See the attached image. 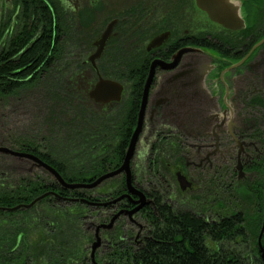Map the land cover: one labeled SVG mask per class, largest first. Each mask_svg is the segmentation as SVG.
Wrapping results in <instances>:
<instances>
[{
  "label": "flooded vegetation",
  "instance_id": "af4514ba",
  "mask_svg": "<svg viewBox=\"0 0 264 264\" xmlns=\"http://www.w3.org/2000/svg\"><path fill=\"white\" fill-rule=\"evenodd\" d=\"M15 1L0 0V5L13 6ZM47 1L61 8L66 23L73 17L77 20L78 30L57 33L62 41L78 35L83 43L81 48L70 44L65 48L69 53L82 51L79 60L63 63L73 68L67 75L69 90L91 106L99 119L111 114V143H106L101 128L98 140L100 149H110L114 158L128 142L124 161L155 63L131 160L133 184L152 202L134 214L136 222L121 215L113 228H102L98 249L107 245L118 220L125 221L124 228L134 233L130 239L139 244L149 238L154 214L183 211L214 222L221 213H230L232 195L241 202L247 199L255 208L259 198L261 229L264 190L253 189L252 183L264 181V0L219 1L244 21L238 29L215 21L201 7L205 3L201 0ZM111 22L112 32L101 56L92 59L98 50L96 41ZM102 68H111L113 78L106 77ZM101 77L123 85L120 99L92 98ZM0 146L42 159L13 146L7 135L0 134ZM2 157L31 163L28 172L33 175L45 171L26 158L0 152V163ZM21 166L10 168L18 172ZM4 175L0 172V177ZM108 181L125 182L123 191L111 199L129 192L124 172L104 183ZM104 183L96 189L103 191ZM132 197L113 204L110 219L121 209L136 207L139 196ZM99 224L89 226L94 235Z\"/></svg>",
  "mask_w": 264,
  "mask_h": 264
},
{
  "label": "trees",
  "instance_id": "16d2710c",
  "mask_svg": "<svg viewBox=\"0 0 264 264\" xmlns=\"http://www.w3.org/2000/svg\"><path fill=\"white\" fill-rule=\"evenodd\" d=\"M62 14L59 6L47 0L0 5V102L32 98L36 106L30 124L41 138L30 132L17 139L7 136L13 146L39 154L70 182H90L118 167L128 142L116 158L110 149H100L99 128L106 143H111V114L99 119L91 106L69 90L67 75L73 68L63 63L79 60L82 51L69 53L65 48L68 44L81 48L83 43L78 35L60 39L59 31L79 28L75 17L66 23ZM102 73L109 78L114 75L111 68H102ZM136 91L140 98L142 85ZM0 172L5 173L0 177V206L30 203L50 190L61 195L46 196L27 209L0 210V264H92L89 245L95 235L89 226L108 221L113 206H90L81 199L110 200L123 191L125 182L108 181L103 191L71 190L46 171L17 176L8 164L0 163ZM252 188L264 190V181L252 183ZM231 200L230 213L220 212L214 222L183 211L154 214L149 238L139 244L130 239L134 233L124 228L125 221L118 220L97 259L100 264H264L258 243V208L263 203L259 205L255 198L251 214L247 199L241 202L232 195Z\"/></svg>",
  "mask_w": 264,
  "mask_h": 264
},
{
  "label": "water",
  "instance_id": "95a60500",
  "mask_svg": "<svg viewBox=\"0 0 264 264\" xmlns=\"http://www.w3.org/2000/svg\"><path fill=\"white\" fill-rule=\"evenodd\" d=\"M201 1L205 2L203 4H200L201 7L206 9L215 21L219 22L225 27L230 28V29H238L244 25V21L235 14V12L232 10V8L229 5L219 3L220 0H201ZM113 25H114V22H111L108 25V27L105 29L101 37L96 41L95 44L97 45L98 50L91 57L92 59L101 56L104 50V47L106 45V42L111 35ZM154 67H155V63H153L152 65L150 76L148 78V81L145 84L137 126L134 130L133 136L127 148L124 161L118 169L104 173L98 178H96L95 180L90 181V182H70L66 180L53 165L47 163L46 161L41 159L39 156L32 154V153L17 151V150L8 148V147L0 146V152L10 154V155H13L19 158H26L32 161L39 168H42L45 171H47L61 187L66 188V189H71V190L96 189L100 185H102L106 180L113 177L114 175H117L122 172L125 173L126 186L129 191L128 193L122 194L114 199H110L107 201H91L86 198L81 199L83 203H86L90 206H110V205H113L121 201L123 198L132 199L133 198L132 195L139 196V199L134 201L137 204L136 207H134L133 209H121L112 216L109 222L101 223L96 226L95 240L91 244V252H90V258H91L92 264H100L96 258L97 250L102 244V237L100 235V230L102 228L103 229L113 228L115 221L121 215H126L127 217H129V219L132 222H136L134 219V214L140 211L145 205L152 202L151 200L147 199L146 195L142 191L138 190L134 186L133 178H132L133 177L132 170H131V160L135 152L138 136L142 129V123H143V117H144V112L146 108L148 90H149L150 81H151V78L154 72ZM122 91H123V85L121 83L115 80H112V79L101 77L100 81L95 86L94 90L92 91L91 96L92 98H95L97 101L109 102L111 100L120 99ZM49 195L61 197V195L57 193L55 190H50L36 197L30 203H22V204L15 205L12 207L0 206V210L16 211L18 209L31 208L36 203L41 201L44 197L49 196ZM75 200L78 201L79 199H75ZM263 238H264V211H263L262 227L260 229L259 238H258V243H259L260 249L262 250V256L264 259V243L262 240Z\"/></svg>",
  "mask_w": 264,
  "mask_h": 264
},
{
  "label": "rangeland",
  "instance_id": "374dc122",
  "mask_svg": "<svg viewBox=\"0 0 264 264\" xmlns=\"http://www.w3.org/2000/svg\"><path fill=\"white\" fill-rule=\"evenodd\" d=\"M13 100L0 102V134L1 135H11L12 137L21 138L25 136L27 132L35 134L38 131L37 127L31 125L32 115L35 110L36 102L33 101L32 98H28L26 101L18 100V103ZM20 102V103H19ZM2 162L4 164H8V166H18L21 169L18 172H15L17 176H21L23 174L31 173L28 172V169L31 167V163L24 161L22 164L19 163L18 159L15 157H2ZM14 174V173H13ZM16 177V176H15ZM246 209L253 214L255 212V207L250 206L248 203L246 205ZM10 225H4V229L8 228ZM3 230L0 228V231ZM95 240V239H94ZM89 248L91 252V244ZM106 245L102 246L97 250V256L103 254ZM96 256V258H97ZM98 261V259H97ZM99 262V261H98ZM100 263V262H99Z\"/></svg>",
  "mask_w": 264,
  "mask_h": 264
}]
</instances>
